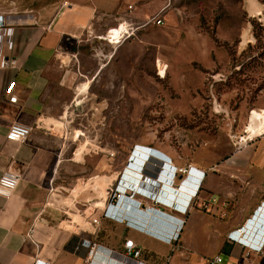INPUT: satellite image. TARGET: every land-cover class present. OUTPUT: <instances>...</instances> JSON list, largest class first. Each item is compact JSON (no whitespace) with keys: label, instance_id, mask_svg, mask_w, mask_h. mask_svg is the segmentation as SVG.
Masks as SVG:
<instances>
[{"label":"crops","instance_id":"crops-1","mask_svg":"<svg viewBox=\"0 0 264 264\" xmlns=\"http://www.w3.org/2000/svg\"><path fill=\"white\" fill-rule=\"evenodd\" d=\"M98 7L84 0H0V28L8 29L1 48L17 61L0 72V178L9 169L21 175L14 194L0 196V264H206L216 255L243 263L246 250L229 234L243 228L244 239L256 244L264 231V115L246 131L244 149L211 157V163L158 150L147 163L141 151L152 150L139 146L125 168L115 160L108 167L107 157L96 153L89 174L75 160L78 149L69 150L76 142L63 120L76 92L64 58L79 56L72 48L87 41V28L98 31ZM112 43L117 48L119 37ZM12 82L16 103L6 95ZM14 123L32 128L26 142L7 140ZM190 169L205 177L184 213L173 206L186 207L194 197ZM175 170L187 173L174 177ZM110 190L139 205L119 204L114 219ZM175 220L183 224L170 243L159 232L174 231ZM127 240L141 249L139 262L123 260Z\"/></svg>","mask_w":264,"mask_h":264},{"label":"rangeland","instance_id":"rangeland-1","mask_svg":"<svg viewBox=\"0 0 264 264\" xmlns=\"http://www.w3.org/2000/svg\"><path fill=\"white\" fill-rule=\"evenodd\" d=\"M84 1L101 26L64 58L76 95L63 123L89 174L96 153L125 168L139 146L205 163L246 147L264 115V0ZM128 23L117 48L98 38Z\"/></svg>","mask_w":264,"mask_h":264},{"label":"built area","instance_id":"built-area-1","mask_svg":"<svg viewBox=\"0 0 264 264\" xmlns=\"http://www.w3.org/2000/svg\"><path fill=\"white\" fill-rule=\"evenodd\" d=\"M154 23L158 26L163 25V21L160 18H157L154 20ZM8 29L5 28H0V48L2 47V35L5 34V32ZM112 30V29H111ZM5 31V32H4ZM110 31H108L109 33ZM107 33V35H108ZM134 34V27L131 23H128V26L126 28V30H124L121 34L122 37V41L126 40L128 37H131ZM6 48L8 47L5 46ZM1 53H0V72L1 70H4L10 66H15L17 64L16 60H12V59H7L6 55L4 54L5 51L4 49L2 50V48L0 49ZM15 86L16 83L12 82L9 87L6 89V95L10 98V102L11 103H16L17 102V97L14 93L15 90ZM32 133V128L21 124V123H14L8 134H7V140L10 142H17V143H23L26 142L29 137L31 136ZM142 154H144L146 156V161L147 163H151L153 161V159L157 158L155 156V154L151 153L148 154L149 152L145 149H143ZM148 152V153H147ZM166 163L163 165L166 166ZM174 168H171L169 170H166V172L164 174H166L167 178H170L172 176ZM187 173V170H175L174 171V177L176 176L177 173ZM189 176L194 175V178L191 176L189 177L191 180H193L192 183L189 182V185L192 186L193 188H196V192L194 194V197L192 199H190L187 204L186 207L180 206V205H175L173 206L175 209L186 213V211L194 204L195 199H197V194L199 192L200 186L202 184V181L204 180L205 174L202 173H193L192 169H190V171L188 172ZM21 181V175L13 170H7L3 173V175L0 178V196L4 197V198H10L14 192L17 190L19 183ZM110 196L111 199H113L114 201H111V204L109 205V207L112 209V211H110V213L112 214V217L114 219L119 218V212L117 211L118 205L123 203L124 207L125 204L127 206L131 204L134 205H139L137 202L133 201V198L131 196H128L126 194H118L117 190L114 192L112 190H110ZM115 203V204H113ZM165 203H169V202H165ZM127 209L130 207H126ZM158 214H161V211L157 212ZM109 213L108 211L106 212V216H108ZM125 219H128V217H126ZM93 224L98 227L100 225V220L99 219H93ZM175 222L178 224L177 227H175V230L172 231H167L166 232L165 229L161 230V232H159L161 238H164V240L172 243L176 240V238L178 237L179 231L181 229V225L183 224L182 221H178L175 220ZM142 229V228H141ZM149 229V228H148ZM145 231H147L146 229H143ZM176 230L178 232H176ZM164 231V232H163ZM243 232H245V229L241 228L237 231H234L232 233L229 234V240L232 241L233 243H237L241 246H243L246 250L245 256H244V262L243 263H237V264H264V231L262 233V235L259 237V241L255 244L254 242H251L250 239H244L246 235H243ZM239 233V234H238ZM243 235V236H242ZM94 249H92V252H94ZM91 252V253H92ZM142 255V251L141 249L135 244V242L133 240H127L125 242V252L124 254H122L121 256L123 257V260L125 261H131V262H139L140 258ZM37 264H46V263H40L38 262ZM206 264H232L230 262H227L224 260V258L221 255H216L212 258H210Z\"/></svg>","mask_w":264,"mask_h":264},{"label":"bare ground","instance_id":"bare-ground-1","mask_svg":"<svg viewBox=\"0 0 264 264\" xmlns=\"http://www.w3.org/2000/svg\"><path fill=\"white\" fill-rule=\"evenodd\" d=\"M123 31H124V30H123ZM123 31L112 32V33H116V35H114V36H113L112 34H111V35L108 34V35L106 36V39H108L107 41H108L110 44H112V40H114L115 38H118V37H119V44L122 43V40H121V39H122L121 34H122ZM108 37H109V38H108ZM101 38H104V37H101ZM104 39H105V38H104ZM106 39H105V40H106ZM119 44H118V45H119ZM110 57H112V56H110ZM100 61H101V60H100ZM245 139H246V138H244V139L241 141L242 143H241V142L239 143L241 146L244 145V144L246 143V140H245ZM129 185H130V184H128V183L125 182V186L128 187ZM174 222H175V221H174Z\"/></svg>","mask_w":264,"mask_h":264},{"label":"water","instance_id":"water-1","mask_svg":"<svg viewBox=\"0 0 264 264\" xmlns=\"http://www.w3.org/2000/svg\"><path fill=\"white\" fill-rule=\"evenodd\" d=\"M161 217L163 216V217H165L166 219H170V218H167L165 215H162V214H159Z\"/></svg>","mask_w":264,"mask_h":264}]
</instances>
